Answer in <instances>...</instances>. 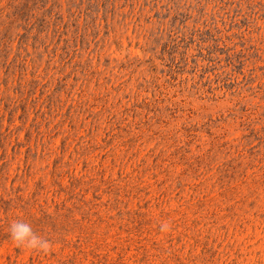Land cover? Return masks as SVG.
<instances>
[{
  "label": "rangeland",
  "instance_id": "1",
  "mask_svg": "<svg viewBox=\"0 0 264 264\" xmlns=\"http://www.w3.org/2000/svg\"><path fill=\"white\" fill-rule=\"evenodd\" d=\"M0 264H264V0H0Z\"/></svg>",
  "mask_w": 264,
  "mask_h": 264
},
{
  "label": "clouds",
  "instance_id": "2",
  "mask_svg": "<svg viewBox=\"0 0 264 264\" xmlns=\"http://www.w3.org/2000/svg\"><path fill=\"white\" fill-rule=\"evenodd\" d=\"M162 231L168 230V225H161ZM10 236L17 247L23 246L30 250L43 252L47 254L50 251V243L48 240L38 236L29 223L22 221H14L10 225Z\"/></svg>",
  "mask_w": 264,
  "mask_h": 264
}]
</instances>
